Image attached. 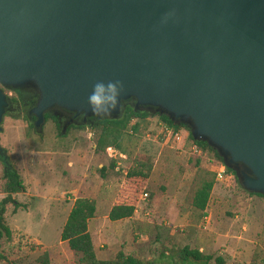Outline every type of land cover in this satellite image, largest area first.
I'll return each instance as SVG.
<instances>
[{
	"label": "water",
	"instance_id": "95a60500",
	"mask_svg": "<svg viewBox=\"0 0 264 264\" xmlns=\"http://www.w3.org/2000/svg\"><path fill=\"white\" fill-rule=\"evenodd\" d=\"M99 80L124 84L111 116L87 104ZM23 87L38 132L54 107L85 123L131 100L186 126L264 195V0H0V121L2 88Z\"/></svg>",
	"mask_w": 264,
	"mask_h": 264
},
{
	"label": "rangeland",
	"instance_id": "374dc122",
	"mask_svg": "<svg viewBox=\"0 0 264 264\" xmlns=\"http://www.w3.org/2000/svg\"><path fill=\"white\" fill-rule=\"evenodd\" d=\"M2 89L9 107L0 121V147L25 187L11 194L16 206L5 205L3 217L11 233L0 238V264H34L43 250L49 253L50 264H80L79 254L59 237L76 196L94 200L87 230L99 259L112 258L117 249L152 258L161 248L188 246L212 254L209 264H217V255L224 258L223 264H264V197L250 194L228 171L224 179H216L211 168L219 160L210 150L191 149L186 126L178 127L182 142L165 141L157 123L162 120L154 110L143 108L148 116L130 120L122 152L113 148L98 152L97 125L87 120L74 123L80 128L67 129L68 123L62 131L61 118L58 126L47 118L38 132L26 115L29 107L11 102L10 98L17 100L16 93ZM136 121L131 133L130 125ZM137 161L149 166L147 177L126 175ZM2 172L0 160V197ZM209 178L214 184L201 211L191 205V197L202 179ZM120 201L133 203L132 214L109 220V208Z\"/></svg>",
	"mask_w": 264,
	"mask_h": 264
},
{
	"label": "trees",
	"instance_id": "16d2710c",
	"mask_svg": "<svg viewBox=\"0 0 264 264\" xmlns=\"http://www.w3.org/2000/svg\"><path fill=\"white\" fill-rule=\"evenodd\" d=\"M12 90L16 93L17 100L10 98L11 102L18 101L24 107H29L28 110L36 104V93L34 91L24 87ZM156 114L163 122L172 126L175 130H178V127H184L182 125H175L172 123L165 114H160L158 112H156ZM145 116H148L147 111L134 110L133 106L129 105V101L125 100L122 101V112L116 119L89 118V125H97L99 129L94 149L98 152H103L107 148H113L122 152V142L125 135H127L126 137L128 138L126 128L128 127L130 120L134 118L139 121ZM47 118H51L55 125L58 126L57 122L61 117L59 115H53L46 112L44 114V120ZM137 121L130 125L131 133L135 132L137 128ZM81 126V124H69L66 128H80ZM188 137L197 147L210 150L216 159L222 162L221 157L218 156L216 151L206 142L191 138L189 132ZM1 162L3 164L2 175L3 178H5V182L3 186H1L4 194L0 197V238H9L11 231L9 226L5 223L3 217L5 205L6 203L11 202L14 206H16L18 202L14 200L11 194L18 191L22 192L25 186L17 171L10 164H8L6 160H2ZM110 167L113 168V164H110ZM142 168H145L146 170H143ZM225 169L235 176L232 169L226 166ZM100 171H103V168ZM148 171V165H144L140 161H137L126 171V175L128 177L144 178L147 177ZM235 179L239 182L237 176H235ZM213 184V178L202 179L200 186H198L194 190V193H192L191 205L202 211L206 205L211 189L213 188ZM249 193L255 194L252 192ZM257 195L264 197V195L261 194ZM133 209L134 205L131 202L120 201L113 203L107 212V218L109 220H117L118 218L129 216L132 214ZM94 210L95 203L92 198L87 196L74 197L59 232L60 239L65 240L68 247L79 254L78 261L80 264H157L159 259H164L165 264H209V260L212 258V254L205 253L198 248H188V246H182L179 248H161L159 250V255L152 258L117 249L112 258L99 259L96 256V253H94L90 234L87 230V220L93 215ZM165 249H167V252ZM215 260L217 261V264L224 263V258L220 255L215 256ZM50 263L49 253L46 250H43L36 258V263L34 264ZM13 264L21 263L14 262ZM252 264L260 263L253 261Z\"/></svg>",
	"mask_w": 264,
	"mask_h": 264
},
{
	"label": "clouds",
	"instance_id": "9594fccd",
	"mask_svg": "<svg viewBox=\"0 0 264 264\" xmlns=\"http://www.w3.org/2000/svg\"><path fill=\"white\" fill-rule=\"evenodd\" d=\"M123 92L124 84L120 80L96 81L87 98L91 113L96 116H111L113 111L119 110Z\"/></svg>",
	"mask_w": 264,
	"mask_h": 264
},
{
	"label": "built area",
	"instance_id": "2783aa9c",
	"mask_svg": "<svg viewBox=\"0 0 264 264\" xmlns=\"http://www.w3.org/2000/svg\"><path fill=\"white\" fill-rule=\"evenodd\" d=\"M157 123L159 125V133L163 136V139L165 141H170L174 144H178L183 141L179 130H175L172 126L167 125L163 121H158ZM191 149L193 151H196L197 153L200 152V148L197 147L194 143L192 144ZM105 150L108 151L110 150V148H107ZM114 170L117 171V167H114ZM211 171L216 177V179H224L226 177L225 165L221 161H213ZM143 194L146 195V192H143Z\"/></svg>",
	"mask_w": 264,
	"mask_h": 264
},
{
	"label": "flooded vegetation",
	"instance_id": "af4514ba",
	"mask_svg": "<svg viewBox=\"0 0 264 264\" xmlns=\"http://www.w3.org/2000/svg\"><path fill=\"white\" fill-rule=\"evenodd\" d=\"M12 90V89H11ZM34 91V90H33ZM35 92V91H34ZM129 101V105H132L133 106V101H131V100H128ZM53 109H61V110H63L64 112H63V114H61V115H59L60 117H61V119L63 120V124H62V127H63V125H65V123H67L68 121H70L69 122V124H74V123H78V122H80L81 123V116H75V117H73V112H70V111H67V110H65V109H63V108H60V107H54V108H52L51 110H53ZM141 109H143V108H141ZM29 111V110H28ZM28 115V114H27ZM29 119L32 121V123H33V118L30 116L29 117ZM67 125V124H66ZM62 129V128H61ZM2 161V160H1Z\"/></svg>",
	"mask_w": 264,
	"mask_h": 264
},
{
	"label": "crops",
	"instance_id": "0c3cea01",
	"mask_svg": "<svg viewBox=\"0 0 264 264\" xmlns=\"http://www.w3.org/2000/svg\"><path fill=\"white\" fill-rule=\"evenodd\" d=\"M74 198V197H73ZM72 203V202H71ZM70 208V207H69ZM69 210V209H68Z\"/></svg>",
	"mask_w": 264,
	"mask_h": 264
}]
</instances>
